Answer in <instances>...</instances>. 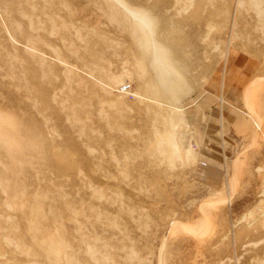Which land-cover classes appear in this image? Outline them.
Masks as SVG:
<instances>
[{"label":"rangeland","instance_id":"obj_1","mask_svg":"<svg viewBox=\"0 0 264 264\" xmlns=\"http://www.w3.org/2000/svg\"><path fill=\"white\" fill-rule=\"evenodd\" d=\"M119 2L0 0V264H264V0Z\"/></svg>","mask_w":264,"mask_h":264},{"label":"clouds","instance_id":"obj_2","mask_svg":"<svg viewBox=\"0 0 264 264\" xmlns=\"http://www.w3.org/2000/svg\"><path fill=\"white\" fill-rule=\"evenodd\" d=\"M112 8L120 14L122 21L131 16L133 23L126 31L145 79L164 93L178 94L184 87L182 69L158 37L153 13L146 8L131 7L126 0L113 4Z\"/></svg>","mask_w":264,"mask_h":264}]
</instances>
